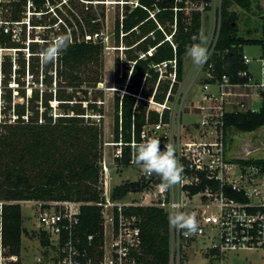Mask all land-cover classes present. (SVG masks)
Listing matches in <instances>:
<instances>
[{"label":"trees","instance_id":"trees-1","mask_svg":"<svg viewBox=\"0 0 264 264\" xmlns=\"http://www.w3.org/2000/svg\"><path fill=\"white\" fill-rule=\"evenodd\" d=\"M103 1L0 3L2 20L7 21L0 25V201H4L0 228L8 256L20 257L23 235H28L23 227L21 202L63 200L85 203L76 230L79 260L82 264L88 261L99 264L103 255L102 208L97 203L103 193L104 126L93 119V115L104 114L98 103L105 68ZM211 2L125 0L123 12L115 20L114 35L115 46L123 47L130 73L126 92L115 99L116 142L123 139L131 143L133 135L140 141L144 125L159 121V113L149 108L146 99L164 103L171 89L170 77L176 72L177 82L170 96L174 99L185 77L186 48L199 42L193 37H198L203 28V12L199 7L210 9ZM234 4L250 9L253 0L221 1L220 33L210 59L214 68L211 82L224 75L231 76L233 81L246 82L248 78L240 75L249 70L242 58L244 45H264V39L239 35V16L231 10ZM28 10L32 14L28 15ZM65 35L70 37L69 47L53 62L44 63L42 51ZM3 50L8 53L1 54ZM171 60H177V68L169 64L162 73L159 64ZM125 85L120 89H125ZM261 95L259 111L226 115L225 132L233 128L253 132L264 126V89ZM168 118L166 111L164 120ZM123 153L120 162L129 166L130 144L124 145ZM235 161L264 171V160ZM141 189L140 182H126L113 189L112 198L124 199L130 192ZM124 212L134 216L141 228L139 264H170L169 214L152 206H128ZM41 244H50L45 233L41 234Z\"/></svg>","mask_w":264,"mask_h":264},{"label":"built area","instance_id":"built-area-1","mask_svg":"<svg viewBox=\"0 0 264 264\" xmlns=\"http://www.w3.org/2000/svg\"><path fill=\"white\" fill-rule=\"evenodd\" d=\"M3 1L7 0H0V3ZM199 9L203 12L204 6ZM215 14L219 15V23L216 24L215 18L207 48L208 59L194 69L199 76L207 73L206 83L201 89L195 90V84H191L194 83L193 73L189 76L192 78L191 83L187 87L184 84L178 96L175 93L171 100L172 87L177 82L174 72L170 77L171 89L164 103L156 102L154 98L146 99L150 105L157 106L153 110L159 113V121L144 125L140 141L133 135L131 143H125L123 139L114 143V157L119 162L124 156V145H131L129 166L136 167L140 166L135 163V149L142 141H157L161 150H164L165 145L173 146L175 159L183 169L180 181L166 187L159 176L147 175L142 171L135 181L140 182L142 189L128 194L139 195L136 198L138 200L124 201L127 196L115 200L109 189V166L103 157V193L97 205L102 208L104 245L99 264H139L141 228L134 216L125 214L124 208L128 206H152L168 214L183 213L196 218L197 231L189 236H185L183 230L171 226L170 264H183L187 247L200 241L203 243L201 252L208 259H223L228 251L234 250H264V176H261L264 171L258 166H244L229 158L225 141L227 114L260 110H255L254 104L262 99L264 79L255 81L250 71L244 70L240 75L248 78L246 82L233 81L229 75L215 82L210 81L214 78L210 59L220 33V9ZM4 23L7 21L2 20L0 14V25ZM201 33H204L203 28ZM242 58L246 65L252 61L245 52ZM261 61L264 70V59ZM169 64L177 68V60H171L159 64L160 71L165 72ZM214 86L216 90L212 89ZM120 90L124 95L126 85L125 89ZM198 92L200 98L195 101L190 94L196 95ZM166 111L169 113L167 121L164 120ZM184 115L193 118L184 121ZM190 123L198 125L192 131L195 136L187 139L185 134H190L191 127L187 126ZM31 202L38 209L39 228L49 236L48 246L58 252L54 263L82 264L76 230L85 203L77 200ZM3 205L4 201H0L1 210ZM0 231V264L18 261V256H8V249L3 245L2 226ZM89 239L92 240L93 236H89ZM87 264L92 262L88 261Z\"/></svg>","mask_w":264,"mask_h":264},{"label":"rangeland","instance_id":"rangeland-1","mask_svg":"<svg viewBox=\"0 0 264 264\" xmlns=\"http://www.w3.org/2000/svg\"><path fill=\"white\" fill-rule=\"evenodd\" d=\"M222 0H212L210 4V9L203 11V34L207 38V43L204 45L208 48L214 22L216 18V24L219 23V9L221 7ZM106 9V20H105V68L103 74V82L99 84V88L102 91V96L98 97V103L103 107L104 114L93 115V119L104 126V136H103V147H104V159L107 160L111 181L109 189L113 192V189L120 184L136 181L143 171L141 167L136 166H126L121 162L116 161L114 153L116 151V146H114V105L115 99L118 95L122 94L120 92V87H124L128 82L130 71L127 69V64L125 62V54L123 47L117 48L115 46L116 39L114 35L115 20L116 17L123 12V4L125 0H104ZM99 9L98 7H95ZM231 10L235 11L239 16V35L241 37L249 39H264V0H253V4L250 9H245L237 4H234ZM2 9H0L1 14ZM32 14L28 10V15ZM217 15V16H216ZM18 28H21L19 25ZM30 27L28 26V31ZM41 30H38V35H41ZM40 33V34H39ZM39 37V36H38ZM119 49V50H117ZM244 52L252 59L249 64V71L253 76V79L261 81L264 79L263 63L261 59H264V45L263 44H246L244 45ZM8 53L2 51L1 54ZM120 60V66L118 62ZM197 66L193 64L191 58L188 56L185 59V77L179 84V89L186 84V87L191 83L192 78L189 76L194 72ZM194 89H201V86L206 83L207 73L197 74L193 76ZM30 77H27L28 89L30 83ZM16 85V84H14ZM216 90V87H212ZM181 90V89H180ZM178 90L175 95L180 91ZM119 91V92H118ZM200 91V90H199ZM194 96L193 100L200 98V93ZM83 97L82 94H80ZM93 97L92 95H90ZM178 96V95H177ZM56 105V103H55ZM156 105H150V109L156 108ZM261 107V100H258L254 104V109L259 110ZM57 112V111H56ZM2 115H0V118ZM99 117V118H97ZM188 118H193L192 116H183V120L186 121ZM199 119V117H197ZM195 121V120H194ZM198 123H190L187 126L189 128L190 134H185L187 139L193 138L195 135L192 131L197 128ZM194 128V130H193ZM186 133V132H185ZM197 132L195 131V134ZM221 133H219L220 135ZM217 135V134H216ZM215 136V135H214ZM226 141V151L229 158L232 160L242 159V160H264V126L253 131V132H242L237 129H228L225 132ZM213 140V139H210ZM263 177L264 175L261 174ZM139 195H127L124 201H133ZM22 215H23V227L28 232V235H23L22 240V251L18 261L22 264H51L54 263L56 257H58V252L52 250L50 246H44L41 244V234L42 230L39 228L40 224L38 221V209L35 207L31 201H24L21 204ZM38 228V229H37ZM37 229V230H35ZM208 244V242H207ZM203 243L200 241L193 246H188L185 250V262L183 264H264V250H234L228 251L223 259L214 258L208 259L203 256L201 248ZM47 253H49L47 255Z\"/></svg>","mask_w":264,"mask_h":264},{"label":"clouds","instance_id":"clouds-1","mask_svg":"<svg viewBox=\"0 0 264 264\" xmlns=\"http://www.w3.org/2000/svg\"><path fill=\"white\" fill-rule=\"evenodd\" d=\"M193 40H199V42L186 48V56L191 58L194 65L200 66L208 59V49L204 46L207 38L200 33L198 37L194 36ZM70 43L69 36L59 37L42 51V61L44 63L53 62L61 52L69 47ZM174 152V147L171 145H165L164 150H161L157 141H142L135 149V163L142 168L145 174H155L161 178L166 187H171L180 181L183 171L175 159ZM168 220L170 226L183 230L185 236L195 233L198 228L196 218L192 215L170 213Z\"/></svg>","mask_w":264,"mask_h":264},{"label":"crops","instance_id":"crops-1","mask_svg":"<svg viewBox=\"0 0 264 264\" xmlns=\"http://www.w3.org/2000/svg\"><path fill=\"white\" fill-rule=\"evenodd\" d=\"M38 229V228H37ZM37 229H35V230H37ZM28 232H31V231H29V230H27Z\"/></svg>","mask_w":264,"mask_h":264}]
</instances>
